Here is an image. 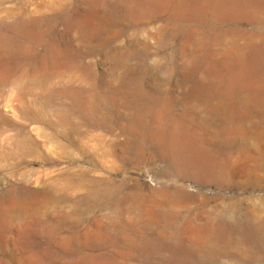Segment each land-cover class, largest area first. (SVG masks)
Returning a JSON list of instances; mask_svg holds the SVG:
<instances>
[{
	"label": "rangeland",
	"instance_id": "1",
	"mask_svg": "<svg viewBox=\"0 0 264 264\" xmlns=\"http://www.w3.org/2000/svg\"><path fill=\"white\" fill-rule=\"evenodd\" d=\"M0 264H264V0H0Z\"/></svg>",
	"mask_w": 264,
	"mask_h": 264
}]
</instances>
